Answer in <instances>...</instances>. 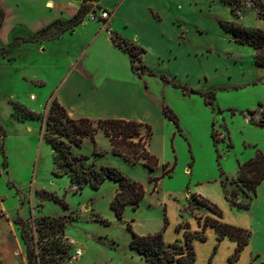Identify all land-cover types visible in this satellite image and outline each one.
I'll return each instance as SVG.
<instances>
[{"label":"rangeland","instance_id":"374dc122","mask_svg":"<svg viewBox=\"0 0 264 264\" xmlns=\"http://www.w3.org/2000/svg\"><path fill=\"white\" fill-rule=\"evenodd\" d=\"M99 2L79 0L77 11L81 7L83 21L79 33L72 36L64 34L60 39L53 40L65 32L73 33L70 20L75 14L70 19L57 20L36 33H30L27 25H32L38 18V13L32 10L34 5L24 7L21 2L0 0V35L5 12L13 14L11 20L19 18L25 22L22 26L12 27L8 39L0 37L2 264H27L21 223L26 229L30 247L34 249L36 264H148L130 249L132 233L143 236L161 232L165 244L183 246V230H179L178 226L187 224L188 231L193 232L196 216L203 218L205 213L196 205L193 195L209 200L221 212L219 205L228 211L229 203L221 186L223 182L228 193L241 197L240 204L247 203L248 193H243L234 180L240 164L253 158L256 151L264 154V127L256 126L264 120V82L257 79L249 83L254 74L248 73L249 69L245 67L248 52L233 44L234 41H227L218 31L215 21L226 15L222 4L206 8L200 19L194 17L193 12L183 10L186 25L200 27L198 37L186 31V41L196 47L195 54L187 55L180 51L177 59L161 63L157 58L164 54L163 49L147 43L150 53L149 65L146 66L155 75L148 74L141 60L142 53H138L133 60L129 53L117 47L128 56L131 72L138 77L139 102L150 103L153 106L151 113L147 108L137 107L127 93H111L107 97L98 94L86 101L92 102V105L84 104L86 112L119 114L99 102L103 98L111 101L112 97L122 100L124 95L130 107L120 113L148 114L146 118L153 132L148 151L158 159V166L153 170L142 162L131 164L113 155L108 140L101 134L96 136L95 141L102 156H93V146L87 140L79 148L72 147L69 155L70 158L86 156L88 159L83 161L86 172L112 167L129 181L141 184L145 194L139 206L136 209L126 206L119 220L110 207L118 189L117 182L106 179L97 189L88 184L77 189V184L70 183L69 177L64 174L66 168L62 166V158L44 139L46 133L57 130L53 121L48 119L50 104L54 100L58 103L51 90L83 49L91 29L105 23L89 19ZM247 3L251 4V1L242 0L239 9ZM44 8L45 11L50 10L51 5ZM172 12L169 13L172 15ZM63 14V17L69 16L67 11ZM44 29L45 32L41 33ZM109 35L114 46L120 44L130 48L134 45L114 33ZM246 47L251 50L254 61L253 48ZM91 52L88 49V61L82 67L87 71L93 64L88 59ZM161 74L168 78L170 84L159 79ZM24 78L41 81L29 83ZM173 83L196 93H185L180 87H173ZM48 93L46 103H43ZM210 93H214L215 100L207 106L204 99H209ZM31 95L37 100L30 103L31 107L25 106ZM14 104L32 113V119H22L14 112ZM164 106L177 117L179 129L163 116ZM91 107L99 108L95 110ZM66 112L70 118L77 117L73 111ZM165 164L173 168L172 172L162 177L153 190L149 181L161 177ZM232 216L226 212L227 219H233ZM128 224L131 230L127 228ZM204 235L205 242L193 241L196 255L193 264H229L228 258L233 252L228 240L219 245L213 232H204ZM75 251H81L82 255L73 260ZM239 257L235 264L251 261L259 264L263 261L257 255L249 259L246 252Z\"/></svg>","mask_w":264,"mask_h":264},{"label":"crops","instance_id":"0c3cea01","mask_svg":"<svg viewBox=\"0 0 264 264\" xmlns=\"http://www.w3.org/2000/svg\"><path fill=\"white\" fill-rule=\"evenodd\" d=\"M14 1L18 2V4L22 3L23 6L25 5L24 7L34 5V7L32 6V10L38 13V18L32 25H27V27L31 29L30 33H36L41 28L48 26L57 20L70 19L79 7V0ZM259 2L264 11V0H259ZM99 3L100 4L97 5L109 13V18L105 20V23L102 22L91 29V32L86 38L87 40L83 49L77 53L75 60L63 73V77L61 81H59L58 85L56 83L53 90H51L58 103L66 110L73 111L77 117H84L92 120L123 119L145 123L148 125L150 124L149 120L146 118L148 114L135 115L120 113L124 112L126 107H130V103L126 101V97L124 95L123 99L121 98L122 100H115V97H112L114 98V101H108L103 98L100 100L101 102H99L100 104H104L101 106L108 107L109 109L112 108L119 114H94L92 113L93 111L86 112L84 110V104L89 106L92 105V102L89 103L86 101L98 94L105 95L107 97L110 96L111 93H127L131 96L132 101H134L137 107L147 108L149 113L153 111V106L150 103L139 102V86L137 84L138 77L133 75L131 72L128 56L111 42L109 33L116 34L124 41L133 42L136 47L142 49L143 53L141 60L145 68L148 71H151L146 66V64L149 65L147 63L148 55L150 53L149 47L147 46L149 43L156 44L158 48L163 49L164 54L157 58L158 62L161 63L177 59L180 51H183L187 55L196 53V47L191 46L189 44L190 41H186V31L194 37H198L197 33L200 31V27L192 28L190 25H186V18L184 14H182L183 10H185V12L188 10L193 12V16L200 19L201 14H204L203 12H205L206 8L222 4L226 15L216 19L215 25L227 41H233V39L222 29V23L236 22L240 26L247 29H258L264 31V18H260L258 16L257 10L252 8L250 3L245 4L244 8L239 9L236 16L231 15L230 7L225 4L223 0H100ZM35 4H38V6H35ZM48 4L51 5V9L45 11L44 7ZM66 11L69 13V16L63 17V13ZM171 11L174 12H172V15L169 13ZM12 15L13 14H9V12H5V18L1 27V39H8L9 34H11L9 30L12 27H19L25 23L18 20L19 18H13V20H11ZM80 24L74 27L72 34L65 32L53 40L60 39L64 34L69 36H72L74 33L78 34L80 31ZM53 40H47V42H51ZM232 43L239 46L242 50L247 51L249 54V59L247 60L245 67L247 70L249 69L248 73H252V75L254 74L253 76L251 75L253 78L251 77L249 79V83L253 80L256 81L257 79H261L264 82V67L261 68L255 65V62L251 57V50L246 46L238 45L235 42ZM88 49L92 50L90 58H88L89 63H93H91L92 65L89 71L82 69V67L85 66L84 62L87 60L86 56ZM248 49L250 51H248ZM103 52H105L104 56L102 55ZM99 64L101 66H99ZM25 80L29 81V83L30 81H41L39 79L31 80L27 78ZM51 92L49 91L50 96L52 94ZM49 93L43 98V103H46ZM31 97H33V99H31ZM36 100L37 98L35 96H29L27 100L28 102L25 106H30V103L35 102ZM259 106L262 107L260 104ZM98 108L99 107H91V109L95 110ZM86 109H88V107H86ZM247 193L248 209L245 211L235 210L230 205H228L229 209L226 211L224 206L219 205L222 209L223 219L221 221L225 224L246 230L250 233L248 243L240 253L241 257L246 252L249 259H251L253 255H257L264 260V181L257 186L254 192ZM236 202H241L240 196H237ZM204 212L205 213L202 214L203 218H201L200 215L196 216L197 219H200V224L203 223L204 218L206 217L214 219V216L207 210ZM226 212L230 214V217L233 215V219L230 217L229 219L231 220L227 219ZM1 218H3V216ZM199 230L200 228L198 222H196V228L193 232ZM208 231L213 232L215 239L217 238V234L213 228L206 227L204 232ZM224 240H228L227 242L230 246L231 252H234L236 242L231 241L228 238H224L219 241V245L223 243Z\"/></svg>","mask_w":264,"mask_h":264},{"label":"trees","instance_id":"16d2710c","mask_svg":"<svg viewBox=\"0 0 264 264\" xmlns=\"http://www.w3.org/2000/svg\"><path fill=\"white\" fill-rule=\"evenodd\" d=\"M249 1H251L252 8L257 10L258 16L264 18L262 6L260 4L259 6L257 5L259 0ZM223 2L230 7L231 15L236 16L242 0H223ZM70 21L73 27L82 22L81 7ZM221 27L231 36L236 44L252 47L254 50L255 65L261 68L264 67V31L247 29L233 22L222 23ZM44 32L45 29L41 31V33ZM116 46L129 53L133 60L136 59L138 53H143L142 49L134 45L130 48L122 47L120 44H116ZM148 74L155 75L152 71H148ZM159 79L165 84H170L168 78L163 74L159 75ZM171 85L173 87H180L185 93H196V91L192 89L186 91L185 86H179L175 83ZM209 95V99H204V103L207 106H211L212 102L215 100L214 93H210ZM13 110L18 113L22 119H32L33 117L32 113L26 112L20 105L14 104ZM162 114L179 129L177 117L167 106L163 107ZM48 119L53 121L54 125L57 126V130L54 129L46 133L44 139L52 150L59 153L62 158V166L66 168L64 174L69 177L71 184H77V189H81L83 184H88L91 188L97 189L106 179L117 182L118 189L112 198L110 207L119 220L122 219L126 206L129 205L133 209L139 206L145 194L141 184L129 181L118 170L112 167H100L99 171L89 170L86 172L83 170V161L88 158L86 156L70 158L69 155L72 147L79 148L81 144L87 140L93 146V156H102L103 153L97 150L95 141L96 136L101 134L108 140L113 155L121 157L131 164L142 162L145 167L153 170L158 166V159L148 151L149 141L153 135L150 125L123 119L92 120L84 117L70 118L64 107L60 106L55 100L50 104ZM257 125L264 126V120L260 121ZM211 136L213 141H215L213 133ZM172 169V167L169 168L165 164L163 165L161 177L150 179L149 182L152 184L153 190H155L162 177L171 174ZM53 174L56 175L55 172H53ZM263 181L264 154L260 151H256L253 158L238 166L234 183L241 188L243 193H247L254 192L257 186ZM221 186L224 191V198L232 208L244 211L248 209V203L244 205L237 203L236 194L228 193L225 190L223 182H221ZM193 199L197 206L211 213L214 219L206 217L202 224H200V219H197L200 230L196 232H189L187 224L178 226L179 230H183V246H178L176 243L165 244L161 232L143 236L132 233L130 249L134 250L148 264H193L196 260L193 241L205 242L206 236L204 235V230L206 227H211L217 234V242L224 238L236 242V248L228 258L229 264H235L239 259L241 251L248 243L250 233L246 230L223 223L221 221V210L209 200L199 195H193ZM54 200L56 201L55 198ZM2 216L3 214L0 212V218ZM101 222L105 223L104 221ZM166 223L165 220L164 228ZM19 226L21 239L27 250V264H36V255L34 249L30 247L26 229L22 223ZM127 228L131 230L129 224ZM216 249L217 247L215 246L214 253ZM52 260L54 259H51V261ZM33 261L34 263H32ZM44 262H46V260L43 261V263ZM0 264H2L1 260ZM248 264H254V261ZM259 264H264V260Z\"/></svg>","mask_w":264,"mask_h":264},{"label":"built area","instance_id":"2783aa9c","mask_svg":"<svg viewBox=\"0 0 264 264\" xmlns=\"http://www.w3.org/2000/svg\"><path fill=\"white\" fill-rule=\"evenodd\" d=\"M109 18V13L101 8L99 5L95 7V12L90 13L89 19L91 21H105ZM33 99V97H31ZM82 253L81 251H75L73 260L78 259L81 257Z\"/></svg>","mask_w":264,"mask_h":264}]
</instances>
